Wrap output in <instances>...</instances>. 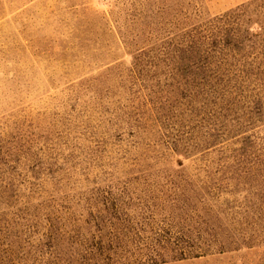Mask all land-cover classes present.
I'll return each instance as SVG.
<instances>
[{"label": "trees", "instance_id": "obj_1", "mask_svg": "<svg viewBox=\"0 0 264 264\" xmlns=\"http://www.w3.org/2000/svg\"><path fill=\"white\" fill-rule=\"evenodd\" d=\"M188 6L70 13L49 48L71 77L0 114V264L264 247V0L219 15Z\"/></svg>", "mask_w": 264, "mask_h": 264}, {"label": "rangeland", "instance_id": "obj_2", "mask_svg": "<svg viewBox=\"0 0 264 264\" xmlns=\"http://www.w3.org/2000/svg\"><path fill=\"white\" fill-rule=\"evenodd\" d=\"M99 1L0 0V114L11 107L26 105L51 88H59L71 77L69 71L65 76L56 60V51L49 44H56L61 29L73 24L71 12L78 17L87 9L98 8ZM180 1L185 7H190V3L192 9L219 15L250 0ZM92 18V14L87 17L89 21ZM47 50L55 53V59L45 54ZM45 100L53 105L57 98ZM40 105L43 104L37 103V107ZM169 264H264V247Z\"/></svg>", "mask_w": 264, "mask_h": 264}]
</instances>
